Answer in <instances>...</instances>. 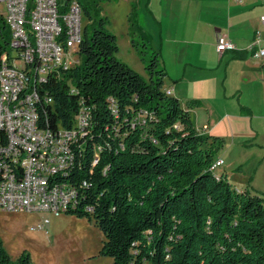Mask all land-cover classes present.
I'll return each mask as SVG.
<instances>
[{"label": "trees", "instance_id": "16d2710c", "mask_svg": "<svg viewBox=\"0 0 264 264\" xmlns=\"http://www.w3.org/2000/svg\"><path fill=\"white\" fill-rule=\"evenodd\" d=\"M80 4L92 28L84 31L78 62L49 73L39 87L41 128L69 130L82 111L88 115L74 166L59 177L77 190L66 214L94 223L104 235L100 256L112 264H264V195L239 190L212 169L225 140L197 130L191 110L198 100L184 107L166 90L161 52L136 7L129 35L148 81L117 57L110 20H94ZM10 53L0 16V68ZM8 144L0 129V149ZM6 159L0 152V186L1 167L12 164ZM12 171L22 175L19 165ZM0 264L34 262L27 251L13 259L0 236Z\"/></svg>", "mask_w": 264, "mask_h": 264}, {"label": "built area", "instance_id": "2783aa9c", "mask_svg": "<svg viewBox=\"0 0 264 264\" xmlns=\"http://www.w3.org/2000/svg\"><path fill=\"white\" fill-rule=\"evenodd\" d=\"M0 5L5 7L1 16L10 32L11 49L0 68V129L9 140L0 152L12 161L1 167L0 208L9 213L58 217L77 203V190L59 177L74 166V149L79 137L85 136L88 115L82 111L76 126L69 130L41 128L39 87L49 73L78 62L74 57L84 36V10L78 0H0ZM261 21L264 24V17ZM260 43L258 31L250 49L264 66ZM217 50L222 54L236 51L237 46L221 39ZM18 165L21 176L12 171V166ZM223 165L218 159L212 169ZM49 224L50 220L44 219L31 231H45Z\"/></svg>", "mask_w": 264, "mask_h": 264}, {"label": "crops", "instance_id": "0c3cea01", "mask_svg": "<svg viewBox=\"0 0 264 264\" xmlns=\"http://www.w3.org/2000/svg\"><path fill=\"white\" fill-rule=\"evenodd\" d=\"M142 3L155 22V32L140 24L161 52L166 90L184 107L198 100L200 107L191 110L197 130L225 140L217 155L224 165L216 174L226 173L239 190L249 185L255 189L252 175L244 171L243 163L236 165L239 159L230 161L226 146L228 140L229 148L241 140L238 145L248 148L247 142L257 140L254 133L260 138L264 132V66L250 49L258 31L259 47L264 49L263 0H136V5ZM205 13L212 16L207 23ZM221 39L233 42L237 50L219 53Z\"/></svg>", "mask_w": 264, "mask_h": 264}, {"label": "rangeland", "instance_id": "374dc122", "mask_svg": "<svg viewBox=\"0 0 264 264\" xmlns=\"http://www.w3.org/2000/svg\"><path fill=\"white\" fill-rule=\"evenodd\" d=\"M84 7L88 8L94 20L107 17L110 20L108 30L117 37L119 53L117 57L129 65L145 80L149 76L145 70L142 56L132 46V38L129 35L128 12L136 7L139 12V22L151 33L155 32V22L151 20L144 3L136 5V0H79ZM212 1V0H205ZM213 4V3H211ZM207 7V4H205ZM102 10L99 12V10ZM5 13L4 5H0V16ZM212 18L210 13H205L204 22ZM83 28L91 30L92 22L83 15ZM211 30V29H210ZM134 39L139 42L138 36ZM152 39V37H151ZM155 41L158 36H154ZM76 60L79 59L75 54ZM149 60V58H147ZM22 65V62H18ZM167 83V82H166ZM243 102V98L241 99ZM257 140L247 142V146H239L238 140L230 147L231 141H227V149L230 150L228 158L237 166L243 163V169L251 174L250 182L254 179V186H248L250 190L264 195V132L254 133ZM260 144L262 146H251ZM221 152V151H220ZM253 152L255 154L253 155ZM222 153V152H221ZM218 155V154H217ZM219 169L216 171L218 172ZM44 219H49L50 224L45 231H31L38 227ZM0 236L6 250L13 259L27 251L30 253L34 264H112V259L100 256L104 235L86 218H78L69 214L60 216H42L29 212H4L0 208Z\"/></svg>", "mask_w": 264, "mask_h": 264}]
</instances>
